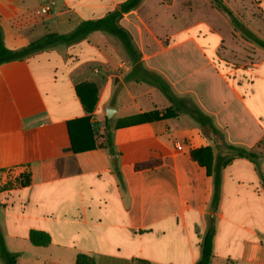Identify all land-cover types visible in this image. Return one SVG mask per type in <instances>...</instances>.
<instances>
[{
    "label": "crops",
    "instance_id": "crops-1",
    "mask_svg": "<svg viewBox=\"0 0 264 264\" xmlns=\"http://www.w3.org/2000/svg\"><path fill=\"white\" fill-rule=\"evenodd\" d=\"M124 1L0 0L4 43L15 50L50 32L70 33ZM146 2L120 19L142 53L144 69L160 74L177 95L191 96L230 144L264 154V144L259 145L264 140V61L248 63L235 81L192 35L160 47L148 17L156 12ZM46 5L51 10L42 14ZM34 8H40L42 21L14 26L13 17ZM147 36L158 48L146 61ZM110 39L116 38L95 31L78 43L0 65V231L8 250L19 254L17 264H76L78 253L95 264H196L200 259L214 183L190 151L208 145L216 151L215 143L187 114L129 124L130 117L170 103L158 88L122 79L132 63L124 59L128 66L118 73L121 57ZM176 47L183 49L179 55L156 59ZM113 77L123 80L119 92ZM87 81L99 89L90 116L98 146L76 153L68 122L88 115L76 92ZM122 92L130 96L129 107ZM108 106L117 110L111 119ZM149 160L157 162L135 169ZM24 174L30 175L25 186L19 183ZM261 174L263 156L256 162L237 158L224 168L211 264H264ZM32 230L49 234L50 244L33 245Z\"/></svg>",
    "mask_w": 264,
    "mask_h": 264
},
{
    "label": "trees",
    "instance_id": "trees-1",
    "mask_svg": "<svg viewBox=\"0 0 264 264\" xmlns=\"http://www.w3.org/2000/svg\"><path fill=\"white\" fill-rule=\"evenodd\" d=\"M142 0H126L120 6L106 14L104 17L87 20L80 23L75 30L67 34L47 33L29 43L20 49H9L4 43V35L0 25V65L14 60H22L38 51L58 46L72 45L86 39L95 31H102L110 36L115 37L122 44L126 54L128 55L132 69L126 75V81H135L136 83H146L158 88L167 98L170 105L165 109H154L147 112L136 114L129 118V124H140L153 122L163 119L175 118L182 114L192 117L201 127L202 132L212 138L215 148L208 145L192 149L190 151L191 158L200 166L204 167L208 176L213 178L214 191L210 205V211L207 215L208 226L201 243V256L196 264H211L213 255V241L216 233L215 221L216 212L221 199V189L223 182V170L232 161L237 158H244L252 162H256L260 155L254 150H249L242 146L230 144L227 141L225 133L219 129L213 118L206 114L191 96H179L174 93L171 85L160 74L146 70L143 67L142 53L134 43L133 37L129 30L120 24V19L124 14L134 10ZM216 6L225 12L231 19L234 29L241 32L242 37L253 42L264 49V40L256 36L252 31L245 28L242 22L237 18L233 11L224 3L223 0H212ZM12 23L16 27L32 25L42 21L40 8H34L25 13L13 17ZM76 92L80 101L87 112V116L68 122L69 136L72 150L76 153L95 149L98 145L95 142V135L90 122V116L94 112L98 100L99 89L94 82H82L76 86ZM107 144L111 146V139L108 138ZM264 144V140L260 142V146ZM103 144H101L102 146ZM156 160L140 162L135 165L136 170L152 167ZM262 186L264 188V176L261 174ZM20 185H28L30 183V175L24 174L19 180ZM29 239L33 245L47 246L51 242L49 234L42 231L32 230ZM19 254L8 250L5 239L0 231V259L3 264H17ZM76 264H95L94 259L84 253H78ZM136 264H148L139 260Z\"/></svg>",
    "mask_w": 264,
    "mask_h": 264
},
{
    "label": "rangeland",
    "instance_id": "rangeland-1",
    "mask_svg": "<svg viewBox=\"0 0 264 264\" xmlns=\"http://www.w3.org/2000/svg\"><path fill=\"white\" fill-rule=\"evenodd\" d=\"M155 1L147 0L146 3L151 7L154 6L153 10L156 12L149 14L148 17L153 23L151 33L157 37L160 47L168 48L192 35L213 58L218 69L225 73L229 72L226 77L235 81L238 80V70L245 69L248 63L264 61V50L251 41L243 39L242 34L231 25L229 17L212 0H158V4H155ZM223 1L247 28L264 39V0ZM110 40L113 51L121 57L116 67L117 71L123 73L128 66L124 59L129 61L130 59L119 40ZM145 42H148L149 47L148 51L145 48L147 61L152 56L151 51L157 49L158 45L151 36H147ZM135 44L138 47L136 42ZM182 51L183 49L176 47L172 51L161 52L156 59L164 60L166 57L179 55ZM122 79L125 81V77ZM123 80L118 77L111 79L116 92L120 91ZM158 94L164 98L162 93ZM120 96L122 102L129 107L130 96L125 92Z\"/></svg>",
    "mask_w": 264,
    "mask_h": 264
},
{
    "label": "water",
    "instance_id": "water-1",
    "mask_svg": "<svg viewBox=\"0 0 264 264\" xmlns=\"http://www.w3.org/2000/svg\"><path fill=\"white\" fill-rule=\"evenodd\" d=\"M116 108H114V107H112V106H108L107 108H106V110H105V112H106V117L108 118V119H111L113 116H114V114L116 113Z\"/></svg>",
    "mask_w": 264,
    "mask_h": 264
},
{
    "label": "built area",
    "instance_id": "built-area-1",
    "mask_svg": "<svg viewBox=\"0 0 264 264\" xmlns=\"http://www.w3.org/2000/svg\"><path fill=\"white\" fill-rule=\"evenodd\" d=\"M50 7L48 6V5H46V6H43L42 8H41V12H42V14H48L49 12H50Z\"/></svg>",
    "mask_w": 264,
    "mask_h": 264
}]
</instances>
